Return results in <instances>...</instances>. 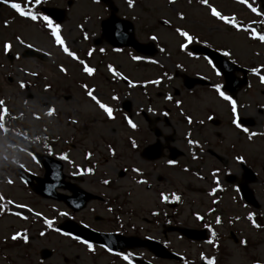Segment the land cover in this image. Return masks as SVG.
<instances>
[{
  "label": "rangeland",
  "instance_id": "rangeland-1",
  "mask_svg": "<svg viewBox=\"0 0 264 264\" xmlns=\"http://www.w3.org/2000/svg\"><path fill=\"white\" fill-rule=\"evenodd\" d=\"M44 1L47 6L66 10L64 21L59 25V35L64 45L76 53L79 60L85 59L84 53H90L91 61H85V64L97 70L91 78H87L81 64L75 62L76 60L69 57L55 43L50 31L42 26L41 22L21 18L2 4L0 102L5 101L3 107L9 113L12 127L18 129L23 126L29 133L37 132L49 138H60L55 151L69 149L67 157L72 169H75L71 174L78 177L83 175L80 186L105 199L102 204L90 203L85 210L74 215L73 219L98 231L114 230L117 228V222L126 226L129 231L123 232L127 234L155 237L154 230L159 228L157 224L160 221L165 222L166 219L181 226L200 228V220L209 219L208 221L212 222L215 219L216 222L219 218L224 226L218 229L222 241L217 251L212 250L210 244L179 240L174 234L168 237L171 249L183 255L189 263L207 262L209 258H214L219 264H264V220L261 224L259 216H256L258 220L254 219L259 225L258 231L252 230L244 222L249 213L254 216L257 212L264 217V139L255 137L248 141L236 131L231 123L232 116L228 108L213 93H202L197 89L193 97H190L182 92V74L193 76V73H197L211 78L212 74L201 60H190L185 56L186 49L182 50L179 45L188 42L184 41L175 29L181 28L193 39L211 42L217 48L229 50L241 65L261 68L260 75H264V42L252 39L245 31H238L217 21L209 15L207 8L200 4L199 0H173L171 4L168 0H133L131 8L127 0H112L118 10L117 15L131 20L134 24L137 40L146 43L150 37L155 36L154 41L163 51L153 57L154 66L152 62L135 64L129 61L127 52L119 55L109 52L106 59H103L97 52L90 51L92 48L99 50L102 46L106 47L104 43L93 45V42L100 38V22L108 15L101 3L95 0H74L72 5L67 7V0ZM208 3L222 14L234 16L238 24L264 32V23H253L264 20V15L255 16L247 7L238 3V0H208ZM250 3L259 11L260 4L264 6V0H261V3L250 0ZM178 14H182L184 18L180 19ZM165 20L169 23L165 24ZM5 42L10 45L7 53L13 56L11 62L5 56ZM25 48L46 54L50 61L43 63L20 57ZM105 62L119 67L121 77L125 81L135 82L137 87L130 90L129 85L126 86L125 83L119 82L116 85L110 78L105 81ZM172 66L175 67L174 71L179 72V78L176 77L174 81L163 76V70L171 76ZM61 67L67 70V74L66 70L60 71ZM61 74L71 76V80L68 81V78H63ZM7 78L12 81L8 82ZM155 78L162 83L151 86L150 81ZM34 81L39 83L25 90L20 87L21 84L27 86ZM251 81L247 91L238 95V113L241 117L258 116L260 122L264 123V87L257 82L260 81L258 75H255L254 79L251 78ZM166 84H170L179 95L182 94L183 105L179 109L172 104H165L162 94ZM45 85H50L46 91L41 87ZM82 85L92 86L98 99L113 108L117 107V103L110 100V96L113 95L112 91L118 90L120 95L131 101L132 121L134 120L139 129L132 132L126 128L121 112L113 110V118L109 119L94 101L85 98ZM49 106L56 114L45 113ZM161 109H169L173 114L168 117L170 129L175 131L174 145L186 154L178 166L173 168L164 166L162 161L152 166L142 161L137 153L145 143L152 142L153 137L147 132L144 121L136 111L148 112L151 117L154 111L159 113ZM181 111L189 114L194 121V135L191 138L202 146L200 150L196 148V153L184 138V134L191 130L192 125L185 123L184 118L180 116ZM18 114H24L25 117L20 123L13 119ZM209 116H213L217 123L214 120L208 123L206 118ZM158 127L165 133L171 132L165 128L162 119ZM253 128L252 131L256 132L259 130V124ZM4 129L6 128L0 126V165L15 159L36 172L38 167L31 163L27 155L7 147L3 137ZM69 137H72L71 148L67 141ZM130 141L135 142V149ZM209 149L226 158L229 164L218 163L205 153ZM202 151L204 153H201ZM200 156H203L202 159ZM233 156L235 160L237 156L242 157L256 175V180L250 187L259 202L257 211L245 207L230 188L221 196L219 204L214 198L218 192L213 194L210 189L213 186L211 182H214L209 175L210 170L223 171L222 167H228L230 171L238 169V163ZM193 157L196 160H192ZM90 162H95L93 168H87ZM134 168L138 171L133 172ZM119 170H127L124 177H118ZM65 173L70 172L66 169ZM105 180L109 183L105 184ZM0 193L12 202L10 215L0 219V264H35L43 247L53 251L52 257L43 264H122L100 250L90 252L84 244L73 242L66 236L50 234L38 238L37 232L42 230L41 225L31 222L28 218L34 217L27 218L17 212L18 210L30 209L33 214H39L37 216L40 218L50 221L53 215L64 213L60 215L61 220L67 215V211L62 205L35 201L22 184L9 174L2 175ZM162 196L167 199H162ZM174 196L178 199H173ZM18 204L25 207L16 208ZM15 213L22 216H15ZM154 213H158V216L153 217ZM197 215L202 219L197 220ZM25 219L28 220L24 221ZM38 221L41 223L40 219ZM24 229L29 231L30 254L24 250L25 246H17V240L11 239L17 232L21 234L17 239L23 238ZM230 230H237L242 234L241 237L247 242L245 247L235 244L229 238ZM134 252L138 253L135 255L137 261H152L142 254L143 250ZM26 253L28 258L25 257ZM202 254L204 259H201ZM156 262L176 264L168 261Z\"/></svg>",
  "mask_w": 264,
  "mask_h": 264
},
{
  "label": "water",
  "instance_id": "water-1",
  "mask_svg": "<svg viewBox=\"0 0 264 264\" xmlns=\"http://www.w3.org/2000/svg\"><path fill=\"white\" fill-rule=\"evenodd\" d=\"M104 4L108 5L111 7L112 12L114 13L116 11L115 8L112 7V3L110 0H100ZM70 4V3H69ZM42 11L45 12L49 17H51L53 20L56 22L60 23L64 19L63 12L60 10L52 9V8H42ZM101 28H102V37H106L109 41V43L112 46L115 47H132L134 50L141 54L145 55H153L155 53V50L152 46V44H148L146 46H142L138 43H136L133 39V27L132 24L127 22V21H122L119 19H116L114 17H111L109 21H104L101 23ZM96 44L98 41L95 42ZM196 53L208 55L212 58V61L214 65L220 70L224 72L223 68V63H225L224 59L221 58L220 56L212 53L211 51L204 49V48H196ZM30 56H35L39 57L42 60H47V58L43 55L36 54L35 52L32 51H26L24 53V57H30ZM226 82L229 80L228 74L224 73ZM189 81V80H187ZM190 83L186 84L188 85V88H191L193 86L192 83L195 81L191 80L189 81ZM228 87V85L226 86ZM124 109L128 111V103L124 104ZM9 138L15 139L13 136H8ZM17 144L21 146H25L27 148H32L29 144L25 143L22 140H19L16 142ZM142 157L147 159V160H154L157 159L158 156L157 154H154L153 148L152 147H147L146 149L143 150L142 152ZM175 156L173 157V159ZM39 159L42 161L45 167V175L43 178H35L32 177L24 172H22L20 169L12 166H7V168L12 171L17 177L20 179L26 181L31 189L34 191L35 194L39 195L42 198H49L53 200H58L64 202L65 205L69 206L73 211H79L83 209L86 205V203L92 199H98L95 196H92L88 193L83 192L80 189H76L75 192H73L72 197H64L61 195H58L55 193V188L59 186V181H62L63 176L61 173H59V169L57 172L54 171L53 169V164L56 163L50 158H46L44 156H39ZM248 173V172H247ZM36 181V185L32 184V181ZM63 185V184H60ZM63 187H68L67 185H64ZM242 194L245 200L249 203L256 204L252 193L248 190L243 188L242 189ZM62 230L67 231L68 233H71L77 237H80L86 241L92 242V243H98V244H105V245H110L112 246L113 249L120 250L122 247H134L132 243L133 240L127 239V238H121L119 236H114V235H102V234H96L93 233L87 229L80 228L76 226L75 224L72 223H67L64 224L60 227ZM179 232L185 236L188 239L191 240H203L205 237L199 236L197 237V232L188 230V229H180ZM119 242H122L123 244H120ZM141 245L148 247L152 251L158 253L154 247H158L157 244L150 242V241H143L141 242ZM159 254V253H158ZM164 255V256H163ZM167 255V256H165ZM50 256V252L44 251L42 258L46 259ZM160 257H171L168 254H159Z\"/></svg>",
  "mask_w": 264,
  "mask_h": 264
},
{
  "label": "snow or ice",
  "instance_id": "snow-or-ice-1",
  "mask_svg": "<svg viewBox=\"0 0 264 264\" xmlns=\"http://www.w3.org/2000/svg\"><path fill=\"white\" fill-rule=\"evenodd\" d=\"M95 2H98V0H95ZM173 2V0H168V3L171 4ZM43 3V0H20V2H14V0H0V4L6 5L8 8H10L14 14H16L17 16L21 17V18H25L28 20H31L33 22H42L44 27H46L50 33L52 38L54 39L55 43L57 45H59L63 51L69 56L71 57L73 60H78V62L81 64L82 66V71L84 73H86L88 76H91L94 72V69L92 67L87 66V64H85V62L83 60H79V58L72 52L70 51L65 45H64V41L61 39V36L59 35V25L54 23L52 19H50V17L48 15H44L40 12L39 10V5H41ZM199 3L204 5L207 10L208 13L211 17L215 18L217 21L222 22L224 25L226 26H230L233 29H236L238 31H245L247 32L250 37L252 39L255 40H259L261 42H264V34H261L257 29H255L254 27H247L245 25L242 24H238L234 18V16H229V15H224L222 14L220 11L217 10L216 7L212 6L211 4L208 3V0H199ZM238 3H240L241 5H244L245 7H247L251 13H253L255 16L257 17H261L262 15H264V13H262L261 11H259L255 6H253L250 3V0H238ZM127 4L128 6L131 8L133 6V0H127ZM180 19H183V15L182 14H178ZM165 24H168L169 21L165 20L164 21ZM253 23H264V20H257L254 21ZM175 31L178 33V35L180 37L183 38L184 41L186 42H192L193 41V37L185 30H182L181 28H176ZM19 39V38H17ZM149 39L151 40H155L156 37L152 36ZM179 47L183 50L186 47L185 43H181L179 45ZM10 48V45L5 42L3 44V49L4 51L7 53L8 50ZM103 51V50H101ZM161 51H163V49H161ZM189 55H192L191 52H189ZM224 56H229L230 53L225 51L223 53ZM132 60L136 61V60H140L141 57L139 56H132L131 57ZM204 59L211 65L212 61L208 58V57H204ZM153 63H155V61H153ZM61 72H64L65 69L63 67L60 68ZM108 71L110 73H113L114 75H119V73L114 72L112 66L108 67ZM252 73L254 75H258L260 83L264 84V75H260V72L262 71L261 68H252L251 69ZM33 75H35V73H33ZM217 75H219V73H217ZM123 79V77H121ZM150 83L153 84H158L159 81H150ZM130 86H132V82L129 81ZM20 87H24L23 84L20 85ZM82 87L85 88L86 90V94L90 97V99L92 101L95 102V104L99 107V109H101L103 111V113H105L107 115V117L109 119L113 118V109L109 106H107L105 103L101 102L96 95H94V90L91 88H88L86 85H82ZM215 91L216 93L225 101H227L229 103V105L231 106V114H232V120L231 123L237 128L240 129L241 131L247 133L249 139H251L252 136L256 135V133L250 132L246 127H242L243 122L239 121L238 118V114H237V104L235 102V100H233L229 95H226L224 91L221 90V86L220 85H214ZM113 100L117 99L116 96L112 97ZM2 103V102H0ZM179 103V102H177ZM54 110L49 108L48 109V114L51 115L52 112ZM125 121L127 122L128 126L131 128H136V124L133 123V121L131 119H129L127 116L124 117ZM186 119H189L186 117ZM209 119H211V117H209ZM189 122L190 119H189ZM189 144H193L195 143L192 140L188 141ZM133 147H136L135 142H133L132 144ZM62 159H65V157H61ZM242 157L237 156L236 160L242 162ZM169 164H172L173 161L169 160L168 161ZM133 172H137V169H132ZM214 175V174H213ZM140 182V181H138ZM9 183H11V181H9ZM105 184L109 183L107 180L104 181ZM217 189L213 188L212 189V193H214ZM210 193V194H212ZM162 199H167L166 197L162 196ZM173 199H178V197H173ZM9 204H11L12 202L9 201ZM25 207L23 205H16V208H22ZM5 209L3 208L2 205H0V211H4ZM29 211H31L29 209ZM16 215H19V213H15ZM39 215V214H37ZM61 215H64V213H61ZM155 215V213H154ZM197 220L202 219L199 215L196 216ZM247 219L249 221L253 220V213H249ZM44 223L48 226H51L52 221L50 220H45ZM216 223H220V219L217 218ZM253 227H259V225H256L255 223H253ZM209 231L211 232V229L209 228ZM41 235H44V233H40ZM20 233L17 232L15 233L11 239L12 240H16L18 237H20ZM213 236H215V233H212ZM209 243H213V241L209 240ZM80 243L85 244L86 247L88 248V250L91 252L93 250V246L90 243H87L84 240H80ZM240 243L242 245L246 244V241H240ZM108 251H111V249H106ZM117 256H120L123 260L128 261V264H131L130 261V254H121L120 252H116L114 253ZM201 259H204L203 254L201 255ZM207 264H214V260L212 259H208ZM256 264H259V262H256Z\"/></svg>",
  "mask_w": 264,
  "mask_h": 264
},
{
  "label": "flooded vegetation",
  "instance_id": "flooded-vegetation-1",
  "mask_svg": "<svg viewBox=\"0 0 264 264\" xmlns=\"http://www.w3.org/2000/svg\"><path fill=\"white\" fill-rule=\"evenodd\" d=\"M251 74H249L248 76H247V78H246V88H247V86H248V84H252V81H251ZM221 79V77L219 76V75H216V81H219ZM207 80V83H206V85H204V86H202V87H199V88H197V89H200L201 90V92L202 93H212V92H214L215 91V88H214V85H217V84H219V83H216L215 81H214V79L213 78H211L210 80H208V79H206ZM7 81L8 82H10V80L7 78ZM12 81V80H11ZM59 86V85H58ZM204 89L206 90V91H204ZM196 90H192V91H190V92H184L187 96H190V97H193V95H194V92H195ZM247 91V90H246ZM246 91H244V90H242V91H239L237 94H236V97H235V102H237V103H239V100H238V95L239 94H241V93H243V92H246ZM178 100V99H177ZM259 114H261L260 112H259ZM253 117L252 116H249V117H246V119H252ZM254 119V118H253ZM252 119V120H253ZM168 121V120H167ZM253 122H255V123H259L260 121H259V119H257L256 118V121H255V119H254V121ZM160 124V123H159ZM158 124V125H159ZM164 124H165V128H167L168 130L170 129V125H169V122H164ZM194 127L191 129V131H188V132H186V134H185V137H187V138H190V137H192V135H194ZM190 130V129H189ZM159 134H160V137H159V140H160V142L162 143V145H163V149H164V152L166 153V151H167V147H168V140L169 139H172L173 140V137L175 138V131L171 128L170 129V131L171 132H167V133H165L164 131H162V129H160L159 128ZM150 134L152 135V133L150 132ZM243 136H245L246 137V135H244V134H242ZM152 137H153V140L152 141H155V137L152 135ZM247 139V138H246ZM173 143H174V140H173ZM208 153L210 154V152H209V150H208ZM211 155V154H210ZM212 156V155H211ZM185 157V156H184ZM183 157V158H184ZM218 163H220L221 165H228L229 163H228V161H227V159L226 158H224L223 156H218V158L217 157H214V156H212ZM182 158V159H183ZM233 159H234V156H233ZM235 160V159H234ZM162 162H165V163H168V161L167 160H161ZM161 161H159V162H161ZM155 164H157V162L156 163H153V164H151L152 166H154ZM164 166H166V165H164ZM224 168V169H223ZM251 168V167H250ZM221 169H223V171H221L220 169H218V170H220L221 172L219 173V174H215L214 176H217V177H221V180H222V182H220V183H222V184H225V185H228V183H227V181H228V179H232L233 180V186H231V189L232 188H234V192H236L237 194H238V189H239V187H240V185L243 183V178H244V171L242 170V164L241 163H239L238 164V169L237 170H234V171H228V167H222ZM218 188H220V187H218ZM56 218H59V217H56ZM52 227H54L55 226V224L53 223L52 225H51ZM209 231V230H208ZM42 233V232H41ZM44 234L46 233V232H43ZM48 233H50V232H47V234ZM236 233V236H237V242H240L241 241V233L240 232H238V231H236L235 232ZM48 235H50V234H48ZM171 234H166L165 233V228H164V225L163 224H159V228L158 229H155L154 230V238L155 239H157V240H160V241H162V242H167L168 241V237L170 236ZM239 235V236H238ZM43 236V235H42ZM133 236H135V235H133ZM38 237H41V234H39L38 235Z\"/></svg>",
  "mask_w": 264,
  "mask_h": 264
}]
</instances>
